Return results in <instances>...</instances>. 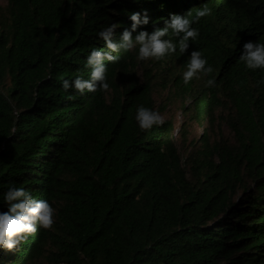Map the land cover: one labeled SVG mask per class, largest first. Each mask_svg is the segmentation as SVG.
<instances>
[{"label":"trees","instance_id":"trees-1","mask_svg":"<svg viewBox=\"0 0 264 264\" xmlns=\"http://www.w3.org/2000/svg\"><path fill=\"white\" fill-rule=\"evenodd\" d=\"M205 5L212 14L193 25L200 36L188 53L145 62L123 54L119 64L105 61L107 92L69 99L72 90L63 91L62 78H88L84 60L104 48L96 32L109 23L121 24L119 39L132 12H147L137 31L151 32L170 13ZM248 40L264 43V0L0 5V193L15 183L56 209L50 229L0 249V264H29L47 246L50 264H264V73L238 60ZM193 49L214 71L185 86ZM211 76L216 85L204 87ZM155 84L169 85L199 125L227 110L219 119L235 142L205 129L183 159L172 118L141 132L135 113L157 109Z\"/></svg>","mask_w":264,"mask_h":264},{"label":"clouds","instance_id":"clouds-1","mask_svg":"<svg viewBox=\"0 0 264 264\" xmlns=\"http://www.w3.org/2000/svg\"><path fill=\"white\" fill-rule=\"evenodd\" d=\"M72 2L74 0H69V3ZM211 14L212 9L207 5L196 8L194 12L189 9L183 14L170 13L169 17L163 18V26L154 27L149 32L146 28L137 31L141 25L149 23L147 12H132L129 15L131 26L124 28L119 39H114V36L115 30L121 27V24L109 23L96 32V36L103 41L104 48L93 47L84 60L88 78L85 79L82 74L74 78H62L60 84L63 91L67 93L69 89L72 90L69 99L86 93L107 92L110 84L107 76L108 64L105 61L111 65L119 64L123 54L134 52L138 62H145L163 61L173 55L179 57L188 53L190 45L200 36L199 28L193 25ZM238 60L246 70H260L264 73V43L253 40L244 42ZM213 71V66L203 52L193 49L181 79L187 86L194 78L200 80L202 76H210ZM258 83L264 84V77ZM215 85L214 76L204 82L206 88ZM134 119L141 132L150 131L166 122L157 109L143 104L137 107ZM0 205L6 208L0 210V249L14 250L38 230L50 229L54 224L56 209L53 204L47 199L34 198L28 188L18 187L15 183H10L7 189L0 193Z\"/></svg>","mask_w":264,"mask_h":264},{"label":"rangeland","instance_id":"rangeland-1","mask_svg":"<svg viewBox=\"0 0 264 264\" xmlns=\"http://www.w3.org/2000/svg\"><path fill=\"white\" fill-rule=\"evenodd\" d=\"M7 0H0V5L5 6ZM149 66V63L147 64ZM142 68H138V74H141ZM154 99L158 111L166 118H172L175 122V143L183 159L188 153L197 145L198 139L202 132L207 129L211 140L216 138L222 132L224 137L231 143L235 142L233 133L230 131L224 118L219 119L220 116L224 117L227 110H216L217 119L214 124L210 126L208 122L199 125L195 121L190 120L187 115L182 111L181 99L172 94L169 85L161 88V85L155 84ZM190 98L187 97L183 101L184 104L188 103ZM184 123V134L181 131V125ZM48 246L39 257L33 259L29 264H50L45 256L47 254Z\"/></svg>","mask_w":264,"mask_h":264}]
</instances>
